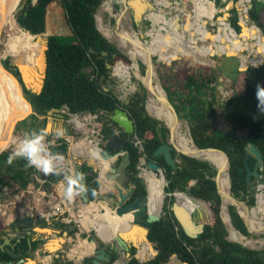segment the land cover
<instances>
[{"label":"trees","instance_id":"16d2710c","mask_svg":"<svg viewBox=\"0 0 264 264\" xmlns=\"http://www.w3.org/2000/svg\"><path fill=\"white\" fill-rule=\"evenodd\" d=\"M102 1L103 0H35L33 2V0H22L23 7L16 13L15 19L23 30L32 35V40L29 49L18 52L17 54H15V51H11L9 56L24 69L25 74L23 75L26 83L33 89H38L40 86L38 74L40 70H42L40 64L44 46L41 39L47 37V67L43 87L40 93L36 94L23 86V92L31 103L33 111L38 115H46L49 109L53 107L62 108L64 106L68 107L71 113L85 111L98 113L99 111H103L104 121L101 127L103 139H107L110 135L114 134L115 131H119V135L127 139L125 149L128 151L130 159L128 171L133 174L131 179H134L137 174V165L141 157H144L146 163L148 161H154L161 167L167 182L161 195L159 192L163 182H165L164 178L151 170H145L143 177L146 180L151 203H153L154 207L159 205V199L162 203L166 193V203L163 207L164 214L158 221L153 222L152 227L149 229L147 235L150 241L148 249L143 251L135 246L137 249L136 256L142 261L150 258L155 251L156 254H154L151 259L142 262L134 257L133 254L136 249L132 247V249H130L131 258L125 264H174L170 262L173 255L183 264H264V250L249 248L236 241L227 239L228 232L220 216L221 199L216 191L214 181V176L216 174L215 166L208 161L178 153L175 149H172V155L179 159V161L176 162V168L173 169L165 162L162 154L157 156L153 154L154 150L160 144L168 141L169 130L165 126L164 121L163 123L147 113L144 105L145 93L140 94L136 92L130 95L128 103L123 105V108L128 112L129 117L134 122V131L132 134L128 135L109 118V114L121 103L113 92V87H107V80L110 76L109 73L111 70L118 72L119 76L126 81V83L123 84L124 87H126L127 84L131 83L130 74L131 71L134 73L135 62L129 57L131 59L130 63L127 56L121 54L115 44L110 42L97 29L95 14ZM122 1L123 0H119V2ZM154 1L156 6L160 9L157 11L158 8H156L148 12V18L153 25L149 30V34L172 35L176 37V34H173L174 32L180 34L177 36L178 38H192L191 36H181V28H168L172 16L165 12V9L172 7V5L165 6L164 3L160 5V0ZM243 1L244 0H240L239 4H243ZM58 2L60 4L59 7H57ZM214 2L216 6H222L221 0H214ZM251 2L252 6L248 10L250 18L255 21L257 26L264 30V24L258 14L259 10H261V12L264 10L259 8L261 5H264V1L251 0ZM176 5H179V3ZM215 5L214 10L216 13ZM114 7L118 8V5H114ZM175 9L179 11L181 8L175 7ZM241 10L243 13L246 12L243 7ZM229 12L231 27L239 31V18L236 8L232 7ZM117 15L121 17L122 27L131 44H133L134 39L136 41L139 40L141 46L138 48L140 50L145 49L146 54L152 61L153 55H156L157 58L161 55L163 56V62L166 63L168 52L164 51V46L161 44V41L164 40L165 37L153 38L154 36H151L152 38L147 48V45L144 46L141 42L139 34L131 27V22L127 19L125 11H121V14L117 13ZM226 17L227 14L222 16V18L225 19ZM240 19L243 29L242 32H238L239 36L249 39L248 42L250 43L262 42L264 48V38L258 31L259 29L255 25L249 26L246 21L242 20V18ZM225 27H227V25H225ZM113 28L119 31L120 25L117 24V26ZM68 30H71L72 34H54ZM35 34L40 35L34 36ZM239 36L237 35L235 42L226 40L220 42L218 39L215 42L213 41L208 48H214L228 55H233L234 51L238 49L237 55L241 56L243 62L242 66H244V63L249 58V51L251 48L247 47L243 50L238 42L241 39ZM186 41L188 43L186 47L189 51L198 50V47L195 48L193 46V40ZM246 51H248V54L244 55ZM170 58L172 61V59L176 57L171 56ZM188 58L189 60L186 61L187 65L192 67L197 65L195 60L198 58V55ZM3 62L6 68H11L8 59H4ZM257 63L258 62L252 64ZM14 74L19 77L18 70L14 71ZM142 74L144 77L149 75L147 66L145 73ZM197 78L198 77L192 74L187 75L184 85L188 87H191V85L196 86L197 83L201 85L202 83H199ZM146 79L151 81L150 77ZM257 84L264 85V63L249 65L244 71V95L253 102V107L256 110H258V100L256 98ZM152 87H154V84ZM135 88V84L131 83V88L128 90L132 91ZM141 88L145 90L143 86H141ZM164 89L167 93L166 88ZM173 93L177 98L178 95L176 91H173ZM168 99L173 104L177 113L178 108L181 110L186 109L187 114L190 112L189 107L185 106L183 100L180 101V104L174 105L169 95ZM149 108L150 112L154 114L151 101ZM207 111L208 113L206 114L204 109H199L189 115L192 120L190 134L193 142L196 146L201 148L215 147L221 149L228 155L230 161V192L239 200H246L249 206H254V195L246 192L247 181L244 158L247 151L245 147L248 143H253L261 152L264 163V122L260 119L252 118L249 114L228 113L226 118L230 122V127L227 130H220L215 126L216 109L210 106ZM32 117L35 118L36 115L32 114ZM71 122H74L77 127L81 126L80 122L75 119L71 120ZM32 129H35L34 122L31 123V130ZM134 137L141 140L142 150H139L138 146L134 144ZM181 141L182 145L185 147L184 140L181 139ZM93 145L94 144H91L90 141L85 139H79L72 143L73 151L83 156L91 155ZM66 146L67 145L64 143L60 147L66 148ZM9 154L10 153L7 151L0 153V184L2 186L8 184L17 186L19 189L25 188L28 183L33 180V168L26 167V161L22 158L14 160L13 164L9 165L7 163ZM204 156L217 158L212 155ZM255 163L256 158L249 155L248 165L253 168ZM101 167L102 171L105 172L107 169L106 164L101 163ZM80 172L85 173V183L89 188V191L85 193L88 202L95 199L97 196L91 194L92 188L97 189V194L105 189H112V186L103 178H101V185H97L96 180L98 174L88 164L82 163ZM1 173L8 174L11 182L3 179ZM49 176L50 175H48V177ZM220 179H222L221 173L218 175L219 190ZM192 181L193 183L189 185ZM173 191H184L182 193L185 195L191 210L195 212V214H199L200 221L204 223L203 232L195 238L189 237L183 232L180 224L173 215L171 204L174 196L170 194ZM141 194H146V186L144 182L140 180L129 201H132ZM147 202L148 194L145 200L146 207ZM179 202L185 205L183 196L182 199H179ZM91 203L98 204L102 207L100 202L91 201ZM237 209L240 212L238 207ZM255 209L260 215H258L259 219L264 223L262 220L264 216V202L260 208ZM228 211L234 227L243 235H247V228L236 208L229 204ZM106 216L105 211L100 214V217L103 219H106ZM248 216L251 221L250 214H248ZM132 218L133 214L131 212L122 216L116 214L114 219L96 222L93 227L97 226L101 228L99 235L104 238H110V235L114 234L115 236L118 230L127 231V226L130 229L132 226ZM39 221L45 223L43 220ZM250 223L253 231L260 230V232L264 233V230L258 229L252 221ZM55 225L64 228L68 235H72L77 231L75 226L71 228L64 222L57 221ZM1 233H3V231H1ZM1 233L0 244L3 242ZM85 235V233H81V236ZM61 239H63V237L58 238V241ZM235 240L242 242L239 238ZM134 242V245L143 244V248H147L146 245L144 247L145 243H142L140 238L134 240ZM12 243H15V246L14 248L12 247L11 250L17 253V258H20L26 257L29 252H33L39 241L31 240L29 235H24L18 241L14 240ZM151 243H154L155 250ZM86 244L94 247V243L88 240H86ZM245 245L247 244L245 243ZM5 248L6 246L3 250L0 248V261L16 260ZM75 250L83 252V255L92 253V249L84 245L78 246ZM76 254H80L81 256L80 252ZM116 256V253H114L111 262L116 259ZM54 260L55 264H58V258ZM111 262L109 264H111ZM65 264H73V262L66 261ZM80 264H93V258L85 257Z\"/></svg>","mask_w":264,"mask_h":264},{"label":"rangeland","instance_id":"374dc122","mask_svg":"<svg viewBox=\"0 0 264 264\" xmlns=\"http://www.w3.org/2000/svg\"><path fill=\"white\" fill-rule=\"evenodd\" d=\"M34 1L35 0H33V2ZM151 1L154 2V0H151ZM160 1L161 2H159V4L163 5V3L167 2L168 0H160ZM170 1L172 2V7L165 9V12L169 13V15L172 16L169 23H171L173 20H175L177 18L175 20L174 24H176V25L178 23H179V25L185 24L187 22L186 19L191 14L190 10L192 9V4L190 3V1L184 2L183 0H170ZM204 1L206 3H209L211 0H204ZM212 1L214 2V0H212ZM229 1L235 2L238 6V8L235 7L237 10V13H238V18H239L238 24L240 27L239 31H237V32H242L243 27L240 23V20H241L240 18H242V20L246 21L249 26L255 25L259 29L258 31L261 33V36L264 38V30L256 25L255 21L250 18V15L248 13L249 8H251V7H249L248 4L251 2V0H248V1L244 0L243 4H239L240 0H229ZM261 1H264V0H261ZM21 3H22V0H20L19 4H21ZM176 3H179V5H176ZM19 4H18V6H19ZM120 4H121V2H119V0H115L113 3L112 12L111 13L105 12L101 17L102 24L106 25L107 28H109V29H111V28L113 29V27H116L115 26V22H116V18H117L116 14L119 12ZM114 5H118V8L114 7ZM214 5H215V2H214ZM226 5L227 4L225 2H222V6H216L215 5L216 14L213 18L214 20L212 21L210 18L204 17L200 21V23L197 25L200 28H202V32L210 44H212L211 42H213V41L215 42L218 40L219 30H221V32L223 31L222 34H223L224 40L229 41V42H234L232 40L233 36L231 34V31H229V29L227 27H224L223 29H221L223 27L221 22H223V21H226L229 24V26L231 27L230 22H229V17H230L229 11L231 9V6L228 7ZM59 6H60V4L58 2L57 7H59ZM176 6H179V8H181V9L178 11L177 9H175ZM242 7H243V9H245V11H246L245 13L242 12V10H241ZM157 8H158L157 11H159L160 8L158 6H157ZM259 8L264 9V5H261ZM148 12H149V10H147L143 14V17H142L138 27H136L134 22H133L131 10H129V12L126 15L127 19L131 21V27L133 28L134 31H136L139 34L141 42L144 44V46L147 45V48H148L150 40L152 38L151 36H154L153 38H155V37L160 38V35H161V34H154V35L149 34V30L153 27V25H152L151 20L148 18V15H147ZM224 14H227L226 19L222 18V16ZM258 14H259V18L261 19L262 23L264 24V10L262 12H261V10H259ZM15 15L16 14H14V18H15ZM95 16H96V21H97V12H96ZM97 25L100 28L98 21H97ZM191 28L194 31L195 25L191 24ZM173 34H176V37L172 36V35H163V37H165V39L161 41V44L164 46V51L168 52V58L166 60V63L163 61H160L156 55H153L152 59H153L154 65L156 67V72H157L159 81L161 82L162 87L166 88L168 95L170 96V98L174 102V105L180 104V101L183 100L185 102V106L189 107L190 112H188V114H187L186 109L181 110L180 108H178V113H177L179 119L182 122L183 131L185 134H188L189 136H191L190 126H191L192 120H191V117L189 115L191 113L198 111L199 109H204L205 113L207 114L208 113L207 110L210 108V106L214 107L216 109L215 126L217 129H220V130H227L230 127V122L226 118V115L228 113L249 114L252 118L256 117L255 119H260L264 122V114H260L259 110L254 109L253 102L244 95V92H245L244 71L245 70H243L244 68H242V67L249 66L250 63H246V64H244V66H242V63H243L242 58H241V56L237 55L238 49L234 51L233 55H226L225 53H221L214 48H205V44H207V42L199 41L198 42L199 45L204 46V47H199L198 50L189 51L186 47L188 45L186 40L191 41L192 38H184V37L178 38L177 36L180 34L174 33V32H173ZM67 35H70V34H67ZM103 35L110 42L114 43L115 46L121 52V54L126 55L127 58L129 59V62L131 63V59L129 58L127 50L118 44V42L116 41V38L115 37L109 38L104 33H103ZM127 39L129 40L128 37H127ZM242 39H243V41H241V43H240L242 45V47L243 48H247V47L255 48L256 51L254 52L253 57L254 58H262L263 57L261 61H264V48H263L262 42L250 43V42H247V41H249V39H246V38H242ZM17 40H23V47H21V43H18L19 41H17ZM31 40H32V35L29 32L23 30L18 24H17V27H13L10 30L4 29L1 31V34H0V49L1 50L0 51L3 52L6 49L7 50L10 49V50L8 52H3L2 56H1V58H3V59H0V60L1 61L4 59L9 60L11 68L10 69L7 68V69L9 70L11 75H12V73L14 74V71H16L17 69L14 68L16 65L14 63V59L11 56H9V53L11 51H15L18 53V52L29 49ZM143 51L146 54V50L144 49ZM247 54H248V51H246L244 53V55H247ZM196 55H198V58L196 59V60H198L196 62L197 65H194V67L187 65L186 61L189 60L188 57L192 58V57H195ZM171 56H174L176 58L172 59V61H171V58H170ZM138 64H139L140 73L143 76L142 73H145L146 65H144L140 60H138ZM137 67L138 66L134 67L135 73H133L131 71V74H130L131 75V83L135 84V86H136L135 89H133L132 91L128 90L129 88H131V83L127 84V86L124 87V85H123L124 80L119 76L118 72L112 71V70L109 73L111 75V80L109 79L107 87H110L112 85V87H113L112 90L117 95H122L123 93H125V96H130L136 92L137 93L139 92L140 94L145 93L144 105L146 106V101L148 99V95L146 94V90H143L141 88V86H143V82L137 74V70H138ZM142 70H143V72H142ZM189 74H192L195 77H198L197 79H198L199 83H202V84L199 85L197 83L196 86L191 85V87L184 85V83L186 82L185 81L186 76ZM148 77L149 76H147L145 78H148ZM13 82H15V81L13 80ZM173 91H176V93L178 95L177 98H176V95H174ZM2 92L5 94H12V93L4 91V90ZM127 92H129V93L127 94ZM164 92L166 93L165 89H164ZM23 94H24V92H23ZM148 94H149V92H148ZM168 95H167V97H168ZM14 96L18 97L20 102L28 110V113L25 114L22 118H20L21 120L18 119L17 122L15 121V123H16L15 126H14L15 123H12V127L14 126V129L12 130V134H13V136H15L16 139L21 140L23 138L24 133L26 131L31 130V123L32 122H34L35 129L45 127V124L47 122L48 123L51 122L52 127L54 129L56 127H59L61 129H64V127H67V128H69L70 135L72 137H74L75 141L79 140V139H84L86 137V135H88V138H87L88 140L98 139L97 129L102 127V123L104 121L103 114H98V117L96 119H89L88 117H90V116L87 114V111H85L84 113H82V116H81V121L84 122L85 124L82 127H80L79 129L75 130L72 128V124L69 122V116L63 111L64 110L63 107L59 108V110L56 112L57 115L53 114V113H49V114L46 113V115H40V116H36L34 118V117H32V113H31V110H33V109H31V110L29 109L28 104H27L28 101H26L24 99V96L26 98V95L24 94V96H21L20 94H15ZM149 103H150V98L148 100V105H149ZM159 111H160L162 117L165 118V116H164L165 110L163 108H159ZM60 113L63 114V117L58 116V114H60ZM154 114H155V112H154ZM160 121H163V120H160ZM238 132H244V131H238ZM73 142L74 141H72V143ZM72 143L70 144L69 142H67L66 148L69 149L68 156L67 157L64 155L62 156L65 162L70 163L69 165H71V167H69V165H68V167L70 169L75 168L76 163H78V162H82V163L87 164L86 161L91 159V157H89V156L79 157V156L72 155L71 150H70ZM92 143L94 144V142H92ZM69 145H70V147H69ZM15 147H16L15 144H10V146L7 147L5 151H7L8 153H11ZM100 147H102V145H100ZM96 149H97V147L95 145H93L91 152H94ZM176 160L179 161L178 158H176ZM140 163H143V167L145 170H149V168L146 166V161L143 160V158H141L140 161L138 162L139 166H141ZM210 164H212V163H210ZM213 166H215V165H213ZM137 169H138L137 173H139V172L141 173L142 170L140 168H137ZM1 176L3 179L11 182L8 174L1 173ZM141 177H142L141 181L144 182L146 189H147L146 180L144 179L143 176H141ZM165 182H166V180H165ZM30 183L32 184V182H30ZM131 184L132 183L130 182L129 185H131ZM58 185L56 186V189H57ZM166 185H167V182H166ZM6 187H7L6 189H3V186L0 184V203L2 204V206H0V233H1V231H3V233H1V236H3V237L7 236V235H5V232H7V231L8 232L11 231L10 235L13 234L12 230H11V227L13 226L12 225L13 222H10L9 224L6 223V221H9L7 219L12 217V216H8V214H13L15 212L14 210L16 207V209L20 208V212L18 213V216L25 215L27 213V209H26L27 204L28 203L31 204V202H32V195L26 193L25 198L24 197L20 198L21 199L20 202H18L16 204H10V203H12L11 200H14V195L19 193V191H21V189H19L17 186H12L9 184L6 185ZM63 191L64 190H62V192ZM175 194H176L177 202L180 203L179 199H182V196L184 197V194L182 192L180 193L178 191H176ZM61 197L65 201V205H62L61 215L50 217L49 220L44 219L45 223H43L42 221H39V218H37V217H35V220L33 221V227L31 230V237L35 238V240H38L39 243L37 244L36 249L33 252H30L31 254L27 257L33 259L36 262V264H37L38 260L40 261L41 264H54V261H52V260L50 261L53 253H49V254L45 253L43 255L39 254L43 248V245L52 237V235L50 233L48 234V233L43 232L42 230L33 229V228H40V227L50 229V231L54 232V234L59 238L63 237V241L60 243L59 247L57 248V249H59L62 246V249L59 251L56 249L53 252H57L58 254H61L65 260H68L67 256L71 257V258L73 256H75V258H72L71 261L73 263H76L79 261L81 262L84 257H93L94 251H92V253L88 254V256L83 255V258H82V257H79L78 254L73 252V251H77V250L74 249V250L70 251V249H72L76 245V242L80 238H86L87 239V236L89 234L93 235L94 229L99 234L98 230L96 228H92L91 225L95 224L96 222L104 221L107 219L106 218L103 220H93V219L85 218L84 213L86 212V209H85L86 205H88L91 201L92 202L94 201L97 203L102 202L101 203L102 208H100V210L105 211L108 208L107 206H105V205H108L107 201L104 202V201H102V198H100V199H93L90 202H83V200L79 196H76L74 198V201L72 202V204H69L68 201L63 196H61ZM184 202L186 205V206L185 205L184 206L191 210V208H190L189 204L187 203V200L185 197H184ZM165 203H166V201H165V197H164L163 207H164ZM6 204H7V208H6V212L4 213ZM255 206H257V205H254L253 207H255ZM245 208L247 210L250 209L249 207L248 208L245 207ZM252 210L253 209L251 207L250 211H252ZM163 214H164V211L161 212V216ZM252 214L256 216V213L254 211H252ZM257 214H258V212H257ZM108 215H109V213L107 214V217H108ZM259 216H256L255 220H258L261 222V220H259ZM62 217H63V220H61ZM81 218H83L82 221H79ZM252 218H253V216H252ZM66 219H68L69 221L68 222L64 221ZM262 220L264 221V216L262 217ZM57 221H59V222L63 221L65 224H67L71 228H73L74 226L76 228L78 227L77 231L74 232V234L69 235V236H71V238L69 236L64 237V236H62V233H63V231H65V229L60 227V226L55 225V222H57ZM261 223H258V225L256 224V227L258 229L264 230V224H263V222H261ZM85 224H87L90 228L87 230L83 229ZM81 233H85V234H87V236L86 235L81 236ZM254 236H256V239L257 238H264V234H263V232H260V230H259V234L254 235ZM227 237L231 238V239L237 238V237L233 236L232 234L230 235L229 232H228ZM231 241H233V240H231ZM262 243H264V242H262ZM151 244H152V247L154 248V243H151ZM145 245L146 244H144V247H145ZM139 246L143 248V244H140ZM247 247L257 249V250H264V244L260 245V247H252L249 245H247ZM136 251H137V249L135 250V252ZM120 254L122 255V253H120ZM152 256H150V257H152ZM115 261L117 264H119L121 262V260L118 258V256H117V259ZM140 261H142V260H140ZM170 262L174 263V264H183L175 255H173L171 257ZM104 264H107V263H104Z\"/></svg>","mask_w":264,"mask_h":264},{"label":"water","instance_id":"95a60500","mask_svg":"<svg viewBox=\"0 0 264 264\" xmlns=\"http://www.w3.org/2000/svg\"><path fill=\"white\" fill-rule=\"evenodd\" d=\"M221 1L225 2L228 5V7L231 6V8L232 7L238 8L237 4L233 1H229V0H221ZM139 4H141V7L137 8V6H136L137 3L135 2V0H123L119 6L120 9L118 12L121 14V11H125V14H127L129 12V10H131L132 19H133V22H134L136 27L139 26V23L143 17V14L147 10H154L157 8L155 2H153L151 0H141L139 2ZM142 5H143V7H142ZM248 5H249V7H251L252 2H250ZM22 7H23V3L19 4V6H17V8L15 9L14 14H16ZM95 21H96V16H95ZM118 22H119V19L116 18L115 26H117ZM96 27L102 33V31L100 30V28L97 25V21H96ZM54 34L67 35V34H72V32H71V30H68L65 32H57ZM37 35L39 36L40 34H35L34 36H37ZM51 35H53V34H51ZM41 41L43 42L44 46L42 49V58H41L42 60H41V64H40V66H42V70H40L39 74L37 72V74L39 75V80H40L39 88L33 89L31 86H29L26 83V81L24 79V75H23V74H25L24 69H22V67L18 63H16L15 61H14V63L16 66L14 68H16L18 70L19 77H17L16 75H14L12 73V75L19 81L22 89L24 86L26 89H29L33 93H36V94L40 93V91L43 87L44 78L46 76V67H47V61H46V49L48 47L47 37L42 38ZM226 55H228V54H226ZM262 63H264V61H260L257 64L250 63V65H258V64H262ZM1 64L4 68V70H6L8 72L9 70L3 65V63H1ZM247 67L248 66H245L242 68H244L243 70H246ZM35 75H36V71H35ZM143 86L146 90V94L148 95V87L145 86L144 84H143ZM22 94H23V91H22ZM23 96H24V94H23ZM129 98H130L129 96L124 95L120 105L117 106L113 110V112L109 114V118L112 121H114L119 127H121L122 130L124 132H126L128 135L132 134L134 131V122L129 117L128 112L123 108V105L128 103ZM24 99L26 101H28V99H26L25 96H24ZM28 103L30 104V106L32 108L31 103L29 101H28ZM164 103L173 112V114L178 117L177 112H176L173 104L170 102V100L167 97V94L164 97ZM145 109H146L147 113L150 116H152L148 112L146 106H145ZM58 110H59V108L53 107L47 111V114L53 113V114L57 115L56 112ZM31 113L35 114L36 116H40L37 113H35L33 110H31ZM58 116L63 117V114L60 113V114H58ZM154 118L160 120L157 117H154ZM19 120H21V119H19ZM164 124L169 130V138H168L167 142L160 144L154 150L153 154L155 156L162 154L165 162L169 166H171V168H173V169L176 168L177 160L172 155V152H171L172 149H175V151L178 153H182V154L200 159L196 155H191V154H188V153L184 152L183 150H181L175 144V142L173 140V133H172L171 127H169L166 123H164ZM15 125H16V123L14 124V126ZM46 125H49V123L47 122L45 124V126ZM14 126L12 127L11 121L10 122L8 121L6 123V125L4 126L2 132H1L2 134H1L0 138L3 139L6 136L5 133L9 132V130H11V127L13 130ZM101 143H102V149L100 151V153H101L100 158H102L103 160L110 161L109 170H108V173L106 174L105 177H106V181H108L110 186H112V189H105L104 191L99 192L96 196V199L105 198V200H107V204L112 203V205H107V206L115 214L122 216L124 214L131 212L133 214V218L131 219L132 226L129 230H127V231L118 230L115 237L111 240H108V241H106L102 237H100V235L94 229L93 236L91 237V242L94 243V247H98L101 242L104 243V246L100 247V248H96L94 250L93 264H103L102 261H105V262L110 261V255L106 252V248H105L107 245H113L114 246L113 248L115 251H117L119 254L122 253L123 256L121 255L120 257L123 259H121V262L119 264H125L131 258L130 249L132 247H134L136 249V247L134 245V243H135L134 240H137L138 238H140V239H143L145 241L150 242L148 240V237H147L149 229L152 227L153 222L158 221L161 218V214L159 213L157 215H151L147 211L145 200H146V196L148 194V189H146V194L138 195L135 199H133L132 201H129L131 196H132L134 189L137 186L138 181L142 180V177H141L140 173H137L135 178L132 180V184L129 185V183L131 182L130 181L131 176L133 174H132V172L128 171V165H129L130 159H129L128 151L125 149L126 144H127V139H124L120 135L112 134L107 139H103L101 141ZM197 148L199 150L212 149V150H217V151L223 153L225 158H226V171H227V174L229 176L230 161H229L228 155L223 150L215 148V147L201 148V147L197 146ZM245 148L247 151V154L244 158V164H245V168H246V181H247L246 192L248 194L254 195V197H255V204L254 205H257L258 194H261L264 192V163H263V158H262L261 152L253 143H248ZM51 151L55 154L60 153V154L68 156L69 149L52 147ZM249 155H252L256 158V163L253 166V168H251L248 165ZM200 160H203V159H200ZM81 164L82 163H79L78 165L80 166ZM87 164L91 165L93 167V169L97 172L98 177L101 178L99 167H96L94 165L95 163H93V161L91 159L88 161ZM146 166L149 168V170H151L155 174H158L159 176H162L164 178L163 171H162L161 167L156 162L148 161L146 163ZM215 168H216V174L214 176V181H215L216 191H217V193L221 199L220 216H221L222 221L226 227L227 232H228V226H227V223L222 216V200L223 199L230 200V202H231L230 204L236 208L237 212L239 213L240 217L242 218V220H243V222L247 228V232H248V234L245 236H253L254 238H256V236H254V235H258V234L251 232L247 221L240 214V212L238 211L235 204L238 202L243 203L247 208L248 207L251 208L253 206H249L246 203V200H239L231 192L222 193L218 188V175L220 173V168H218L217 166H215ZM83 174L85 175V173H83ZM51 176L55 180H58L61 177V175H57L55 173H53ZM164 180H165V178H164ZM229 180H230V178H229ZM192 182H190L189 185H191ZM165 185H166V182H165ZM178 192L181 193L184 191H178ZM175 193H176V191H173L172 193H170L174 196L173 202L171 204V210L173 212V215L175 216L176 220L180 224L183 232L187 236L195 238L203 232L204 223H202L200 221L201 219H200L199 214H195V212H193L192 210H189L187 207H185L184 205L177 202V198H176ZM165 195H166V193H165ZM80 197L83 200V202H88L87 197L85 196V193L80 194ZM228 216H229V219L231 222L229 211H228ZM16 222H19V223L25 225L26 227H28L30 223H33V221L31 220V218L29 216H24L22 218H19L18 220H16ZM231 224H232V222H231ZM232 226L234 227L233 224H232ZM33 229H37V228H33ZM38 229L49 230L48 228H41V227ZM17 230H18V228H17ZM27 234H30V231L29 232L27 231ZM5 235H7V236L3 237V242L0 244V248L3 250L4 247L6 246L5 250H7L13 258H17V254L11 250L12 245L10 243V240H11L10 236L7 233ZM62 236L67 237L68 236L67 231H63ZM228 240H231V239L228 238ZM233 241H235V240H233ZM236 242L242 244L243 246H247L240 241H236ZM43 248H44L42 250L43 252H48L47 250H45L46 249L45 244L43 245ZM57 250L59 251L60 248ZM123 252L125 255L123 254ZM30 254L31 253L29 252L27 256H29ZM53 254L56 257L58 256L57 252H53ZM154 254H156V251ZM154 254H153V256H154ZM133 255L135 258H137L139 260V258L136 256V252ZM27 256L18 258L15 262H13L12 260L0 261V264H25L28 261H33L34 264H36V262L33 259H31ZM152 257L148 258L147 260L151 259ZM115 260L111 264H116ZM147 260H144V261H147Z\"/></svg>","mask_w":264,"mask_h":264},{"label":"bare ground","instance_id":"6f19581e","mask_svg":"<svg viewBox=\"0 0 264 264\" xmlns=\"http://www.w3.org/2000/svg\"><path fill=\"white\" fill-rule=\"evenodd\" d=\"M114 1L115 0H103L101 2L100 6L98 7V10H97V21H98V24H99L100 29L102 30V32L107 37H109V38L115 37L116 38V41L118 42V44L121 47H123V48H125L127 50V53L129 55V57L135 62V66H138L137 67L138 68L137 74H138L139 78L142 80L143 84L148 87L149 94H148V99L146 101V108H147L148 112L152 116L157 117L160 120H163L169 127H171L172 133H173V140L176 142V145L181 150H183L184 152H186L188 154L196 155L200 159H203L205 161H208V162L212 163L213 165L217 166L218 168H220V173H221V177H222V179H220V181H219L220 182V191L222 193H229L230 192V180H229V176H228L227 171H226V158H225L224 154L221 153V152H219V151H216V150H205V151L199 150L197 148V146L194 144L191 136H189L188 134H185L184 133L183 128H181V127H183L182 126V122L180 120H178L179 118L176 117L173 114V112L164 103V97H165L166 94L164 92V88L161 85V82L159 81V78H158V75H157V72H156V67L154 65V62L151 60V58L147 54H145L143 50H140L138 48V47L141 46L140 43H139V40L136 41L134 39L133 40V44L130 43V41L127 39V35H126L125 31H124V28L122 27L121 17L119 15H117V14H116V16L119 19L118 24L120 25V30L118 32L114 28L113 29L112 28L109 29V28H107L106 25H103L102 24V22H101L102 15L105 12H108V13H111L112 12ZM19 2H20V0H0V34H1V31L4 30V29L10 30L13 27H17V22H16V20L14 18V11L17 8ZM135 2L137 3V5H136L137 8H139L140 5H141V4H139L140 0H135ZM209 3H210L211 11L213 13V18H214L215 14H216L215 13V10H214V2L213 1H210ZM213 18H211L212 21L214 20ZM221 23L223 25V27L221 29H223L225 27V25H227V28L229 29V31H231L232 33H236L239 36L238 32L235 31L233 28H231L226 21H223ZM168 27L169 28H173L172 22L168 24ZM160 37L162 38L163 35H160ZM239 38H241V37L239 36ZM218 39H219V41H222L223 40V34H222L221 30H219ZM241 40L243 41L242 38H241ZM17 41H19L18 43H21V47H23V40H17ZM240 47L243 50L245 49V48L242 47L241 44H240ZM9 50L10 49H8V50L6 49L3 52H8ZM3 52L0 51V59H3V58H1ZM254 52H255V48H251L250 51H249V58H248V60L244 64H246V63L260 62L262 60L263 57L262 58H254L253 57ZM15 54H17V52H15ZM158 59L160 61H163V56L160 55ZM138 60H141L148 67V69H149V75L148 76L150 77L151 81H148L145 77H143L141 75L140 70H139ZM197 61L198 60H196V62ZM0 62L2 63L1 60H0ZM1 63H0V137H1V134H2L1 132H2L4 126L6 125V123L8 121L9 122L11 121V123H15V121H17L18 119L22 118L25 114L28 113V110L20 102L19 98L16 97V96H14L15 94H20L21 96H23V94H22L23 89H22L19 81L15 77H13L10 74L9 71L7 72L6 70H4V68H3V66H2ZM13 80L16 83L13 82ZM125 83H126V81L124 80V83L123 84H125ZM153 84H154V87H152ZM3 90L4 91H7V92H10L12 94H5V93L2 92ZM149 98H150V101L152 103V107H153V110H154L155 114H152L150 112V108H149L150 103L148 105ZM27 104H28L29 109L31 110L32 109L31 106L29 105V103H27ZM159 108H163L165 110V113L164 114H165L166 118H163L162 117V115H161V113L159 111ZM49 125L52 126V123L49 122ZM5 135L6 136L3 139L0 138V143L5 146V149L7 147H9L10 144L17 145V143H18L19 140L16 139L15 136H13V134H12V127H11V130H9V132L5 133ZM181 139L184 140L185 147L182 145ZM70 150H71L72 153L75 154V152L73 151V146H71V149ZM91 154H92V152H91ZM204 155H212V156H215L217 158H210V157H206ZM86 156H89V155H86ZM89 157H91V160L93 161V163H95L94 165L96 167H99L101 178H103L106 181V177L105 176L108 173L109 166H110L109 165L110 164V161L103 160L100 157L98 159H94L92 157V155L89 156ZM217 160H219V161H217ZM101 163H105L106 166H107V169H106L105 172L102 171ZM144 173H145V169L141 171L140 175L141 176H144ZM106 182L108 183V181H106ZM164 188H165V182H163V185H162L161 190L159 192L160 195L163 192ZM147 189H148V186H147ZM184 197H185V195H184ZM163 202H164V199H163L162 203H161V201L159 199V205L157 207H154L153 203H151V198L149 196V190H148L147 211L151 215H157L159 213L161 214V212L163 211ZM263 202H264V192L261 193V194H258V203H257V206H255V208H259L263 204ZM230 203L231 202L228 199H223L222 200V206H223V208H222V216H223L224 220L227 223L229 234L230 235L232 234L233 236H235V237L239 238L240 240H242V242L244 244L246 243L247 245L252 246V247H260V245H263L264 243H262V242H264V238H257L256 239L253 236H245L241 232H239L238 230H236V228H234L232 226V224L230 222V219H229V216H228V205ZM235 205H236V207H238L240 209V214L247 221L251 232L252 233L259 234V231H257V230H254L253 231L252 230V225L250 223L251 221L255 225L256 224L258 225V223H261L260 221L255 220L256 219V216H258L257 210H255L252 207V209H253L252 211H254L256 213V216H255V215L252 214V211H250L251 208L249 207L250 209L247 210L245 208L246 206L243 203H239L238 202ZM105 206H107V205H105ZM100 208H102L100 205L93 204V203L90 202L88 205H86V208H85L86 209V212L84 213L85 218L93 219V220H103V218L100 217V214H102L104 211L103 210H100ZM105 213L107 215L109 213V210L106 209L105 210ZM248 214H250V216L252 215L254 219L251 216V221H250ZM115 215L116 214L114 212H112L111 209H110V213H109L108 217L106 216V218H107L106 220H112V219H114V216ZM82 219L83 218H81L79 221H82ZM106 220H104V221H106ZM93 226H94V224L91 225L92 228H93ZM89 228L90 227L87 224H85L83 229L87 230ZM127 229L129 230V227L128 226H127ZM41 230L43 232H45V233H48V234L50 233L51 235L54 234V232H51L50 229L49 230L41 229ZM100 237H102V236L100 235ZM114 237L115 236L113 234V235H110V238H104V237H102V238L104 240L108 241V240L113 239ZM86 240L87 239H84V240L79 239L78 243H76V245L72 249H70V251L74 250L75 248H77L80 245H84L87 248H91L92 251H93V248L94 247L92 245H87L86 244ZM231 240H235V239H231ZM62 241H63V239H61L60 241H58L57 242V245L55 244L54 246H50V247H47L45 245L46 246V249L45 250H47L48 252L49 251L56 250L59 247V245H60V243ZM141 241H142V243H145L146 244V246H147L146 249L140 247L139 245H135V246L138 247V248H140L143 251L147 250L148 247H149V242L148 241H145L143 239H141ZM235 241H238V240H235ZM73 252L74 253L75 252H80L81 253V256H80V254H78L79 257H83V252H81L79 250L73 251ZM84 255H87L88 256V254H84ZM25 264H34V262L33 261H28Z\"/></svg>","mask_w":264,"mask_h":264},{"label":"clouds","instance_id":"9594fccd","mask_svg":"<svg viewBox=\"0 0 264 264\" xmlns=\"http://www.w3.org/2000/svg\"><path fill=\"white\" fill-rule=\"evenodd\" d=\"M256 98L258 100L257 108L260 114H264V85L257 84ZM53 134L56 138H64L65 136L63 129L59 127L54 129L51 125L26 131L23 138L18 141L14 150L9 154L7 163L12 165L14 160L22 158L26 161V167L35 168L45 176L53 173L62 175L65 183L62 196L67 201H72L76 196L87 193L89 188L85 183V175L82 172L75 168L61 171L63 168V157L50 151V142L47 140ZM5 150V146L0 144V152ZM91 155L94 159H98L101 155L100 150L96 149ZM96 183L101 185L100 177H97ZM91 194L96 196L97 189L92 188Z\"/></svg>","mask_w":264,"mask_h":264},{"label":"built area","instance_id":"2783aa9c","mask_svg":"<svg viewBox=\"0 0 264 264\" xmlns=\"http://www.w3.org/2000/svg\"><path fill=\"white\" fill-rule=\"evenodd\" d=\"M109 79L111 80V75L109 76ZM109 79L107 80V84H108ZM128 93L129 92H127V94ZM124 95H125V93H123L122 95L116 94L117 98L120 101H122ZM63 108H64L63 111L69 116V122L72 124L73 129L77 130L85 124L84 122L81 121V116H82V113H84V112L71 113V112H69L68 107L64 106ZM87 114L90 116V117H88L89 119H96L98 117V114H103V111H99L98 113L97 112L92 113L90 111H87ZM74 119L79 121L81 126L77 127V125L74 122L70 121V120H74ZM114 134L119 135V131H115ZM97 136H98V139L88 140L87 139L88 135H86V137L84 139L87 141H90L91 144H93L92 142H94V145L97 147V149H99L101 151L102 147H100V145H102L101 141L103 140V136L101 134V128L97 129ZM47 140L50 142V151H51L52 147L61 148L60 146H62L64 143L67 145V142H69L71 144L72 141H74V142L77 141V140L75 141L74 137L69 136V135H65L64 138H56L54 134L50 135L47 138ZM134 144L136 146H138L139 150H142L141 140L138 139L137 137H134ZM69 147H70V145H69ZM56 155L63 156V154H60V153H56ZM72 155L79 156V157H85L81 154L76 155V154L72 153ZM141 158H143V160H145L144 157H141ZM69 164L70 163L65 162L63 159V168L61 171L69 170L70 169L69 167H71V165H69ZM140 164H141V166L138 165L137 168H140L141 170H143L144 169L143 163H140ZM68 165H69V167H68ZM33 172H34L33 173V180L31 181L32 184L29 182L25 188H22L21 191H19V193L15 194L14 200H11L12 203H10V204H16V203L21 201V199H20L21 197L25 198L26 193L31 194L32 195V202H31V204H29V203L27 204V207H26L27 213L25 215L18 216V213L20 212V208L16 209V207H15V210H14L15 212L13 214H8V216H12V217L7 219L9 221H6V223L9 224L10 222H14L16 219L22 218L24 216H29L33 220H35V217H37V218H39V220L44 221V219L49 220L50 217L61 215L62 205H65V201L61 197L62 195H60L57 192L56 186L58 184H61V186L64 190L65 183L63 181L62 175H61V178H59L58 180H54V179H52V176H49V177L43 176L42 173H40L35 168H33ZM6 188H7L6 185H4L3 189H6ZM78 196L80 197V195H78ZM73 201H74V199L72 201H68V203L72 204ZM0 206H2L1 203H0ZM5 206L6 207H5L4 213L6 212L7 204ZM61 220H63V217L61 218ZM64 221L68 222L69 220L66 219ZM73 258H75V256H73Z\"/></svg>","mask_w":264,"mask_h":264},{"label":"flooded vegetation","instance_id":"af4514ba","mask_svg":"<svg viewBox=\"0 0 264 264\" xmlns=\"http://www.w3.org/2000/svg\"><path fill=\"white\" fill-rule=\"evenodd\" d=\"M184 2H186V1H190V3L192 4V9L190 10L191 11V14H190V16L186 19V23L185 24H181V25H179V23H178V25H176L175 26V20H173L172 21V24H173V28H181V32H182V34H181V36H192V40H193V43H194V47L196 48V47H204V46H200L199 45V41H202V42H207V44L209 43L208 42V40L206 39V37L204 36V34H203V32H202V28H200L199 26H197L199 23H200V21L204 18V17H207V18H213V15H212V13H211V11H210V3H206L204 0H183ZM176 4H178V3H176ZM164 5L165 6H167V5H172V2L170 1V0H168L167 2H165L164 3ZM177 8H179V6H176ZM191 24H193V25H195V29H194V31L192 30V28H191ZM169 29H172V28H169ZM231 34H232V36H233V41L235 42L236 41V37H237V34L236 33H232L231 32ZM224 40V39H223ZM222 40V41H223ZM222 41H220V42H222ZM241 39H240V41H238L239 43H241ZM212 43V42H211ZM207 44H205V48H208L209 47V45H210V43L207 45ZM195 62H196V60H195ZM2 63H3V65H4V62H3V60H2ZM132 180L133 179H130V181L132 182ZM108 205H112V203H108ZM108 210H109V213H110V208L108 207L107 208ZM19 219V218H18ZM18 219H16V220H18ZM145 219V218H144ZM31 220L32 221H34L32 218H31ZM32 227H33V223H30L29 224V226L28 227H26L25 225H23V224H21V223H19V222H16V223H14L13 224V226L11 227V230H12V235H10V238H11V240H10V243H11V245H12V247L14 248V246H15V243H13L12 244V242L14 241V240H16V241H18L20 238H22L24 235H29L30 236V239L31 240H35L33 237H31V230H32ZM15 228H18V230H16V231H14V229ZM93 228H96L97 230H98V232H100L101 231V228H99V227H97V226H95V227H93ZM37 230H41V229H38L37 228ZM27 231L29 232L30 231V234H27ZM11 232V231H10ZM10 232H5V234L6 233H8V234H10ZM69 236V235H68ZM67 236V237H68ZM86 236H87V234H86ZM93 235H91V234H89L88 236H87V239L89 240V241H91V237H92ZM81 240H84V239H86V238H80ZM57 241H58V237L55 235V234H53L52 235V237L50 238V240H48L47 242H46V246L47 247H50V246H54L55 244L57 245ZM79 241V240H78ZM78 241L76 242V243H78ZM104 246V243L103 242H101L100 243V245L98 246V247H94L93 248V251L96 249V248H100V247H103ZM114 246L113 245H107L105 248H106V252L110 255V261L109 262H105V261H102V263L104 264V263H110L111 262V258H112V256H113V254L114 253H116V255L118 256V258L121 260L122 258L120 257V255L121 254H119L117 251H115L114 250V248H113ZM132 249V248H131ZM50 253L51 252H53V251H49ZM75 253H77V252H75ZM17 254V253H16ZM41 254L43 255V254H45V253H43V252H41ZM73 254V253H72ZM123 254H124V252H123ZM125 255V254H124ZM117 256H116V259H117ZM55 258H58V260H60L61 259V264H65V262L67 261V260H65L64 258H63V256L61 255V254H58V256L56 257L55 255H52L51 256V260L52 261H55L54 259ZM85 258V257H84ZM93 258V257H92ZM18 258H16V260H17ZM16 260H14L13 262H15ZM83 260V259H82ZM82 262V261H81ZM81 262H77V263H74V264H80ZM37 264H41L40 263V261L38 260L37 261Z\"/></svg>","mask_w":264,"mask_h":264},{"label":"crops","instance_id":"0c3cea01","mask_svg":"<svg viewBox=\"0 0 264 264\" xmlns=\"http://www.w3.org/2000/svg\"><path fill=\"white\" fill-rule=\"evenodd\" d=\"M63 130H64V132H65V135H69V136H71V135H70L69 128L64 127ZM75 154L77 155V153H75ZM64 156H66V155H64ZM66 157H67V156H66ZM88 161H89V160H87L86 162L88 163ZM79 163H82V162H78V163H76V167H75L76 170H78V171H80V167H81V165H82V164H81V165L79 166V165H78ZM89 166H91V165H89ZM91 167H92V166H91ZM92 169H93V167H92ZM93 170H94V169H93ZM50 176H51V175H50ZM60 178H61V177H60ZM52 179H54V178L52 177ZM54 180H55V179H54ZM131 183H132V182H131ZM57 189H58V190H57L58 193L62 195V190H63V188H62L61 184L58 185ZM95 199H96V198H95ZM102 201L106 202L107 200H105V198H102ZM14 223H16V221L13 222V224H14ZM7 224H8V223H7ZM16 230H17V228L14 229V231H16ZM7 234H8V233H7ZM8 235L10 236V234H8ZM69 237L71 238V236H69ZM1 238L3 239V236H1ZM34 239H35V238H34ZM12 244H13V243H12ZM43 249H44V248H42V250H43ZM61 249H62V247L60 248V250H61ZM42 250H41V252H43ZM41 252L39 253L40 255H42ZM43 253H47V254H49V252H43ZM51 253H53V252H51ZM53 255H54V254H53ZM20 258H21V257H20ZM72 258H73V257H72ZM72 258L67 256V259H68L67 261H71ZM50 261H51V259H50ZM61 262H62L61 260H58V264H61ZM79 262H80V261H79ZM76 263H77V262H76ZM54 264H55V262H54Z\"/></svg>","mask_w":264,"mask_h":264}]
</instances>
